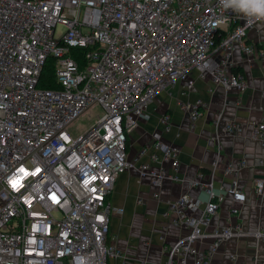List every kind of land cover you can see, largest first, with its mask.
Returning a JSON list of instances; mask_svg holds the SVG:
<instances>
[{
    "label": "built area",
    "instance_id": "built-area-1",
    "mask_svg": "<svg viewBox=\"0 0 264 264\" xmlns=\"http://www.w3.org/2000/svg\"><path fill=\"white\" fill-rule=\"evenodd\" d=\"M256 22L223 10L218 0H0V264H107L118 255L106 243L113 212L107 197L131 167L153 184L169 178L206 194L205 201L187 192L167 201L162 214L183 233L163 264H209L232 237L253 236L264 251V229L246 231L239 221L207 228L219 207L213 184L219 144L209 174L199 170L190 179L178 175L179 149L160 133L133 160L126 150L155 95L179 81L193 89L192 71L214 86L245 90L232 53L237 46L247 60L264 57V48L245 41ZM71 48L84 49L83 66ZM48 57L55 59L57 86L39 87ZM95 104L102 113L73 135L69 126ZM181 105L194 129L206 104ZM161 123L170 130L168 113ZM221 129L240 131L235 121ZM252 137L264 145V115ZM144 154L150 162L135 166ZM245 165L236 158L222 166L231 177L221 186L235 202L231 216L246 199L236 176ZM253 186L263 194L264 180L255 178Z\"/></svg>",
    "mask_w": 264,
    "mask_h": 264
},
{
    "label": "crops",
    "instance_id": "crops-1",
    "mask_svg": "<svg viewBox=\"0 0 264 264\" xmlns=\"http://www.w3.org/2000/svg\"><path fill=\"white\" fill-rule=\"evenodd\" d=\"M245 41L256 48H264V21H257L247 31ZM232 60L247 80L245 90H226L221 85L214 86L207 77L202 78L197 71H192L191 75L195 78L193 89L186 90L185 81H179L155 95L148 106V116L139 118L136 127L128 134L126 150L127 157L133 160L138 150L150 143L152 135L160 133L163 141L179 149L178 175L190 179L199 170L209 174L219 144V163L213 181L220 197L219 207L211 216L207 228L239 221L244 230L253 231L264 229V191L262 195H257L253 186L255 178L264 180V145L252 137L253 127L264 115V96L261 95L264 57L254 55V59L247 60L236 46ZM197 99L206 106L195 128L191 129L189 112L181 104ZM165 113L171 117L169 131H164L161 123ZM219 114L220 121L216 125ZM224 121L237 122L240 131H223ZM236 158L246 160V165L236 175L246 199L238 204L237 216H231L230 209L235 202L221 188L229 186L231 177L224 175L222 166L226 160ZM140 162H150L149 155L140 157L135 166ZM163 166L170 169L167 162ZM151 167L157 169L158 164L151 162ZM182 192L206 200L201 188L190 187L169 178L156 185L149 176H140L137 167L122 172L107 197L113 212L109 219L106 243L113 245L118 252V255L107 259V264H163L166 249L183 233V229L175 226L162 212L167 201ZM231 255H235L234 264H264V251L253 236L232 237L222 241L209 264H229Z\"/></svg>",
    "mask_w": 264,
    "mask_h": 264
},
{
    "label": "clouds",
    "instance_id": "clouds-1",
    "mask_svg": "<svg viewBox=\"0 0 264 264\" xmlns=\"http://www.w3.org/2000/svg\"><path fill=\"white\" fill-rule=\"evenodd\" d=\"M219 6L246 20L264 21V0H218Z\"/></svg>",
    "mask_w": 264,
    "mask_h": 264
},
{
    "label": "trees",
    "instance_id": "trees-1",
    "mask_svg": "<svg viewBox=\"0 0 264 264\" xmlns=\"http://www.w3.org/2000/svg\"><path fill=\"white\" fill-rule=\"evenodd\" d=\"M71 55L78 60L80 66L85 64L84 60V49L83 48H71ZM54 61L55 59L52 57H48L46 63L42 69V72L39 77L38 86L52 88L56 87L55 77H54ZM234 70H238L237 67H234Z\"/></svg>",
    "mask_w": 264,
    "mask_h": 264
},
{
    "label": "rangeland",
    "instance_id": "rangeland-1",
    "mask_svg": "<svg viewBox=\"0 0 264 264\" xmlns=\"http://www.w3.org/2000/svg\"><path fill=\"white\" fill-rule=\"evenodd\" d=\"M63 26H56V33H60L63 30ZM102 113L100 106L93 105L91 108L87 109L82 115H80L77 119H75L72 124L69 126V131L75 135L78 132L86 129L96 118L98 115Z\"/></svg>",
    "mask_w": 264,
    "mask_h": 264
}]
</instances>
